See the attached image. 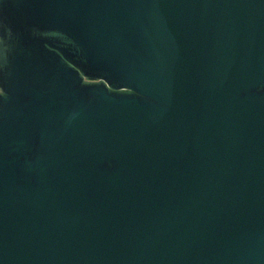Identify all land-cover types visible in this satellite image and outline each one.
Instances as JSON below:
<instances>
[{"label":"water","instance_id":"water-1","mask_svg":"<svg viewBox=\"0 0 264 264\" xmlns=\"http://www.w3.org/2000/svg\"><path fill=\"white\" fill-rule=\"evenodd\" d=\"M0 264H264V0H0Z\"/></svg>","mask_w":264,"mask_h":264}]
</instances>
